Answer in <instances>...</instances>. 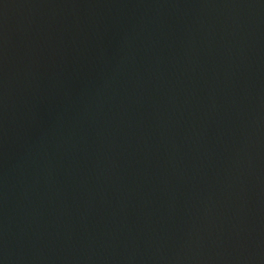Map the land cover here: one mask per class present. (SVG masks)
<instances>
[{"label":"water","instance_id":"obj_1","mask_svg":"<svg viewBox=\"0 0 264 264\" xmlns=\"http://www.w3.org/2000/svg\"><path fill=\"white\" fill-rule=\"evenodd\" d=\"M0 264H264V0H0Z\"/></svg>","mask_w":264,"mask_h":264}]
</instances>
